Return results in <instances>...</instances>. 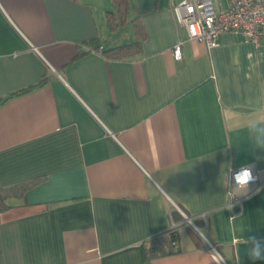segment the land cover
I'll use <instances>...</instances> for the list:
<instances>
[{"label":"crops","instance_id":"crops-1","mask_svg":"<svg viewBox=\"0 0 264 264\" xmlns=\"http://www.w3.org/2000/svg\"><path fill=\"white\" fill-rule=\"evenodd\" d=\"M180 1L128 0L111 30L112 0H0V189L23 186L0 209V264H215L210 244L264 264L233 244L242 227L264 240V183L234 216L224 187L229 169L264 178V39H189ZM135 23L137 54L103 53ZM171 229L178 250L147 261Z\"/></svg>","mask_w":264,"mask_h":264},{"label":"built area","instance_id":"built-area-1","mask_svg":"<svg viewBox=\"0 0 264 264\" xmlns=\"http://www.w3.org/2000/svg\"><path fill=\"white\" fill-rule=\"evenodd\" d=\"M172 10L176 22L185 26L189 39L203 42L208 47L217 45L222 32H231L255 43L264 39V0H181L173 5ZM173 57L181 59V42L174 45ZM252 170L257 179L250 185L247 196L264 183V178L253 167ZM247 196L233 200L229 198L232 216L238 213L242 200ZM210 247L216 252L214 246L210 244Z\"/></svg>","mask_w":264,"mask_h":264},{"label":"trees","instance_id":"trees-1","mask_svg":"<svg viewBox=\"0 0 264 264\" xmlns=\"http://www.w3.org/2000/svg\"><path fill=\"white\" fill-rule=\"evenodd\" d=\"M117 8L116 15L109 11L107 13L108 23L111 30H115L120 25L128 21L127 19V8L128 0H112ZM135 22V18L131 20ZM140 24L135 23L136 39L133 42L126 43L120 46H116L109 50H104L103 53L109 57L123 58L129 55H134L139 52L141 47V33L139 32ZM40 84V83H39ZM28 90V89H27ZM26 91V90H24ZM6 98L0 100V104L4 102ZM19 191V192H18ZM23 186H10L0 189V209L9 207L7 203L11 197L17 194H21ZM178 250L177 233L176 230L171 229L165 234H160L153 237L145 246V258L150 260L152 258L173 253Z\"/></svg>","mask_w":264,"mask_h":264},{"label":"clouds","instance_id":"clouds-1","mask_svg":"<svg viewBox=\"0 0 264 264\" xmlns=\"http://www.w3.org/2000/svg\"><path fill=\"white\" fill-rule=\"evenodd\" d=\"M255 147L264 148V143H256ZM231 175L227 174L224 187L228 189L227 194L231 200L243 196H247L250 190V185L256 182L257 177L254 176L252 166L241 167L238 171L229 169ZM234 182V185L233 183ZM231 205H229V208ZM240 231L244 233L243 237H236L233 244L244 243L247 247V254L253 261L264 260V240H259L255 235H248L246 233L253 230L241 228ZM212 260L215 264H225L224 257L219 252H214Z\"/></svg>","mask_w":264,"mask_h":264},{"label":"water","instance_id":"water-1","mask_svg":"<svg viewBox=\"0 0 264 264\" xmlns=\"http://www.w3.org/2000/svg\"><path fill=\"white\" fill-rule=\"evenodd\" d=\"M185 219H186L187 221H189V223H191V224L194 226V224H193L192 221H191V220H192L191 218H188V217H187V218H185Z\"/></svg>","mask_w":264,"mask_h":264}]
</instances>
